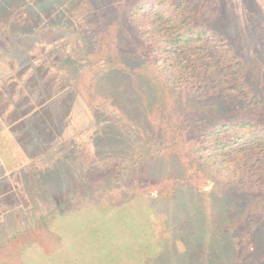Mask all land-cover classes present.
Masks as SVG:
<instances>
[{
  "label": "rangeland",
  "instance_id": "obj_1",
  "mask_svg": "<svg viewBox=\"0 0 264 264\" xmlns=\"http://www.w3.org/2000/svg\"><path fill=\"white\" fill-rule=\"evenodd\" d=\"M192 1L264 97V0ZM121 2L0 0V264H257L260 213L227 218L192 164V98L132 90L151 77Z\"/></svg>",
  "mask_w": 264,
  "mask_h": 264
},
{
  "label": "trees",
  "instance_id": "obj_2",
  "mask_svg": "<svg viewBox=\"0 0 264 264\" xmlns=\"http://www.w3.org/2000/svg\"><path fill=\"white\" fill-rule=\"evenodd\" d=\"M194 7L192 0H125L119 5L120 23L135 34L132 41L143 43L147 50L140 67L151 79L140 73L143 83L132 90L146 102L161 85L179 87L192 98V106L187 105L186 110L196 113L191 120L200 124L191 132L196 134L188 148L192 164L213 181L212 193L222 201L227 218L242 212L241 204L256 207L261 216L259 230L254 226L248 230L259 236L260 244L253 253L259 254L257 264H264V123L246 114L253 107L264 106V97L251 85L248 63L227 44L225 36L202 22V12ZM83 41L87 47L92 44L87 35ZM161 59L166 66H161ZM168 71L170 75L165 74ZM37 83L34 87L39 96L48 82L41 87ZM148 84L156 86L148 88ZM58 97L54 102L36 100L35 105L50 110L61 103L63 97ZM22 120L28 121V116Z\"/></svg>",
  "mask_w": 264,
  "mask_h": 264
}]
</instances>
